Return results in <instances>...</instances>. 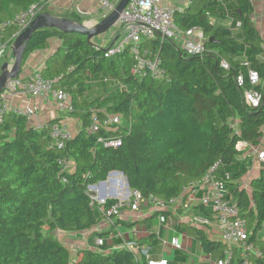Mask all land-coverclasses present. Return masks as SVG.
<instances>
[{
    "label": "trees",
    "instance_id": "obj_1",
    "mask_svg": "<svg viewBox=\"0 0 264 264\" xmlns=\"http://www.w3.org/2000/svg\"><path fill=\"white\" fill-rule=\"evenodd\" d=\"M235 1L242 40L236 39L230 28L210 23L204 7L208 0H189L186 6L173 9L172 21L180 32H202V52H184L174 40L139 43L141 53L148 51L149 59L158 60L162 73L158 79L131 74L130 46L106 58L104 52L112 41L101 48L76 33L56 29L33 33L17 78L27 58L55 40L52 55L36 72L68 95L70 109L59 112V117L41 130L13 111L0 123V264H146L145 254L139 261L133 252H108L104 244L83 249L73 259L52 234L83 233L100 223L101 207L92 201L87 187L104 182L111 172L121 173L130 190L168 201L215 164L217 176L223 172L231 175L227 188L251 229L249 242L264 255V240L257 236L264 227V164H259L258 175L250 178L249 191L238 182L252 164L249 150L258 147L264 137V41L252 21V1ZM40 2L0 0V24L32 5L39 4L41 12H47L50 0ZM57 16L84 23L75 12ZM17 30L11 26L3 40ZM248 69L255 70L261 81L256 88L262 97L258 108L244 103L247 82L237 85L238 77H244ZM89 76L92 81L86 84ZM107 115H119L121 124L91 133L92 118L101 120ZM68 119L79 126L59 150L52 145L50 128ZM108 137L120 139V147L106 148L98 142ZM238 142L247 147L237 150ZM63 160L70 163L69 169H63ZM232 166H236L234 172L229 171ZM116 203L105 201L102 208L108 210ZM176 227L190 231L211 259L223 258L226 247L220 241L192 226ZM101 236L91 235L89 243ZM148 243L146 249L156 242ZM251 261L264 264L261 259Z\"/></svg>",
    "mask_w": 264,
    "mask_h": 264
},
{
    "label": "built area",
    "instance_id": "obj_2",
    "mask_svg": "<svg viewBox=\"0 0 264 264\" xmlns=\"http://www.w3.org/2000/svg\"><path fill=\"white\" fill-rule=\"evenodd\" d=\"M96 1L98 6L97 12L101 13L98 16L102 18L112 11L119 0ZM165 1L129 0L115 24L118 30L112 37L111 45L106 48L104 57H112L120 53L126 46H130L129 50L133 60L131 74L136 78L149 75L158 79L162 75L158 60L156 58L149 59L146 56L148 51L141 53L139 48L141 41L152 39H159L160 41L174 40L178 44L180 43V48L184 52H202V43L204 41L202 32L195 29L186 32L178 31L172 21V11L175 7L166 5ZM49 3H51V0ZM187 3H182L180 7L186 6ZM41 11V5H32L14 19L0 24V61L6 54L9 43L38 14L42 13ZM74 12L82 19L89 20L92 18L90 12L78 7L75 8ZM11 26H15L18 29L17 33L5 41L3 40L4 35ZM221 65L223 68H227L225 62H222ZM245 81L249 85V89L243 93L244 103L250 108H258L261 105L262 98L261 93L256 89L261 85L258 73L253 69H248L244 77H238L237 85L242 87ZM15 96H23L41 101L51 100L54 102L57 112H64L70 109L68 95L63 90L55 89L53 81L44 80L35 72L27 78H15L7 81L3 92L0 94V123L6 113L13 111L26 117L34 129L41 130L43 128V125L32 122L33 116H36L35 109L30 106H26L23 109L10 106L9 100ZM92 119L89 129L91 133H97L100 129H110L112 126L121 124V117L119 115H107L101 120H98L96 117ZM50 137L52 145L62 150L65 143L72 137V134L68 126L62 122L50 128ZM98 142L106 148L113 149L121 145L120 139L116 137L101 138ZM246 147L247 145L243 142H238L236 145L237 150H243ZM251 154L257 161L264 164V150L251 148ZM62 164L64 170L71 167L67 161L63 160ZM216 170L217 164L211 167L200 179L182 186L180 194L168 201L156 199L151 195L144 197L139 191L130 190L125 178L120 174L116 176L119 179H114L117 181L115 187L116 193H118V196L115 198L117 203L112 205L108 210L102 208L107 200L99 199L97 195V188L102 185L98 183L87 187V193L92 201L101 207L100 213L108 224H112L114 219L120 216V210L125 207L135 212L141 207L151 205L158 212L169 211L176 213L180 211L181 219L195 228H202L208 231L214 230L218 240L225 245L226 249L224 250L222 259L213 260L210 258L209 264H252L251 259L264 260L263 253L253 243L249 242L251 231L246 221L240 216L236 199L227 188V183L231 182V175L223 172L220 176H217ZM161 220H163V217H161ZM93 244L94 247H100L103 245V240L95 238ZM168 244L176 250H180L181 248L178 239L175 238H172ZM128 249L130 250V246H127ZM145 263L168 264L165 259L156 260L151 258H146Z\"/></svg>",
    "mask_w": 264,
    "mask_h": 264
},
{
    "label": "crops",
    "instance_id": "obj_3",
    "mask_svg": "<svg viewBox=\"0 0 264 264\" xmlns=\"http://www.w3.org/2000/svg\"><path fill=\"white\" fill-rule=\"evenodd\" d=\"M251 1L255 10L252 15V21L264 41V0ZM51 5L58 11V13L74 12L75 8L78 7L84 11L90 12L93 17V15L98 11L96 0H51ZM204 7L208 9L209 21L212 25L215 27L230 28L236 39H243V35L238 27V15L236 20H233L232 18L230 19L228 17L226 6H224L221 0H208ZM53 16L61 18V16ZM225 16L228 18L227 20H225ZM95 17L99 16L95 15ZM110 41H112V39ZM56 45L57 42L55 40L49 41L47 48L31 54L26 60L25 66L22 69V71L24 70V73L20 74V78L28 77L33 72L40 70L43 67L45 60L52 55L53 49ZM9 104L10 106L18 107L19 109H23L26 106L32 107L36 112V116H33L34 118L32 119V122L41 125H44L51 119H55L60 115L57 111L55 113L54 102L51 100L41 101L23 96H15L9 100ZM63 122L67 123L72 135L77 132L79 125L76 120L68 119ZM263 147L264 137L261 140L260 145L254 149L264 150ZM249 153H251V149L249 150ZM252 160L254 163H258L255 157H253ZM254 169L255 171H258L257 168ZM254 169L250 170L249 168L247 175L242 180H238L243 189H245L243 185L244 182L246 181L248 185L250 178L255 177ZM116 176L117 175H112L107 177L105 180L106 184L98 186L97 195L99 199H106L107 201L115 200L118 196V193H116L115 190L117 181L114 179L119 178H116ZM161 217H163V220H161ZM155 219L162 224L159 228L154 225L156 221ZM169 219H173L174 222L172 223L168 221ZM177 225H180V227H191L190 224L181 219L180 211L176 213L169 211L158 212L155 211L151 205H149L148 207H141L135 212H132L129 208L125 207L120 210V216L116 217L112 224H108L104 219H102L97 226L83 233H65L61 231H54L52 235L70 251L73 259L77 257L79 251L83 249L92 250V248H94V244L91 245L89 243V237L91 235L102 234L101 239L104 241L103 244L107 247L106 250L108 252L121 249L127 250V246H130V250H128L133 252L139 261L142 258L141 255L145 254L144 261H146V258L156 260L165 259L168 264H172L173 254H183L189 262L187 264H209V259L211 257L202 251L200 244L191 232L188 230L178 231L176 227ZM196 229L202 230L209 239L214 241L218 240L214 230L208 231L202 228ZM43 231L47 232L48 230L47 228H43ZM172 238L178 239L181 246L180 250H176L168 244ZM258 238L264 240V236L260 238L258 235ZM148 241H155L156 243L146 249V246L149 244ZM158 244H161L160 250L156 248Z\"/></svg>",
    "mask_w": 264,
    "mask_h": 264
},
{
    "label": "water",
    "instance_id": "obj_4",
    "mask_svg": "<svg viewBox=\"0 0 264 264\" xmlns=\"http://www.w3.org/2000/svg\"><path fill=\"white\" fill-rule=\"evenodd\" d=\"M128 2L129 0H119L111 12L93 25H85L71 19L56 17L48 12L38 14L14 39L11 45L13 62L11 64L4 62L0 66V94L3 92L7 81L19 76L26 45L35 31L41 29H56L65 34L76 33L84 36L86 41L90 44L92 39L105 34L115 26L120 14L123 12ZM118 174L122 175L118 172H111L109 173V176ZM104 184L105 182L99 183V185L102 186Z\"/></svg>",
    "mask_w": 264,
    "mask_h": 264
},
{
    "label": "rangeland",
    "instance_id": "obj_5",
    "mask_svg": "<svg viewBox=\"0 0 264 264\" xmlns=\"http://www.w3.org/2000/svg\"><path fill=\"white\" fill-rule=\"evenodd\" d=\"M188 1L189 0H179V1H177V0H166L165 1V4L166 5H169V6L177 7V6H182V3H184V2L187 3ZM221 1L223 2L224 6H226V9H227V12H228V17L230 19L232 18L233 20H236V18H237L236 1L235 0H221ZM47 12L50 13V14H52V15H60V14L63 15L65 13V12L58 13V11L53 8V6L51 5V3L47 7ZM223 13L225 14L224 11H223ZM95 15H101V13L97 12ZM102 18L101 17H95L94 16V17L90 18L89 20L83 19L84 20V23L83 24H85V25L94 24V23L99 22ZM224 18H225V20L228 19L226 16ZM117 30H118V27L117 26H113L105 34L100 35V36L95 37L94 39H92V43L94 45H96V46L101 47V48H106L108 46L110 40L112 39L113 35L116 33ZM4 59H5L6 62H8V63L11 64L13 62L12 52L11 51H8L5 54ZM4 59H2L0 61V65L4 62ZM22 73H24V70L22 71ZM85 75H88V74H85ZM99 77H100V74H99ZM89 81H92L91 78H90V76H89V79L85 81V83L87 84ZM55 113H56V110H55ZM63 123L67 125L66 122H63ZM259 164H261L259 161H258V163H254V161H252V164L250 166V170H253L254 168L259 169V167H260ZM235 169H236V166H232V167H230L229 171L230 172H234ZM254 174H255V176L258 175V171H255V169H254ZM243 185H244L245 189L247 191H249L248 185H247V182L246 181L244 182ZM168 221H170L172 223L174 222L173 219H169ZM154 225L157 228H159L160 225H162V224L159 223L158 220H156ZM98 232H100V231H98ZM258 235L260 236V238L262 236H264V228L262 229V231H260L257 234V236ZM156 248H158V250H160L161 249V244H158ZM172 260H173V263L172 264H187V263H189L188 260L186 259V256L183 255V254H181V255H179V254L174 255L173 254Z\"/></svg>",
    "mask_w": 264,
    "mask_h": 264
}]
</instances>
